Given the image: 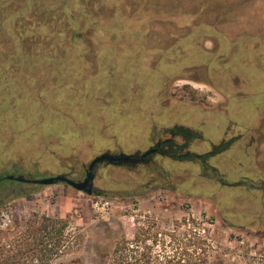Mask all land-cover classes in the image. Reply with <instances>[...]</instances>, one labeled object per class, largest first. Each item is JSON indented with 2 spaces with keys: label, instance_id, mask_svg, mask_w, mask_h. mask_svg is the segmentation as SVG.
I'll return each mask as SVG.
<instances>
[{
  "label": "rangeland",
  "instance_id": "obj_1",
  "mask_svg": "<svg viewBox=\"0 0 264 264\" xmlns=\"http://www.w3.org/2000/svg\"><path fill=\"white\" fill-rule=\"evenodd\" d=\"M223 35L237 37L221 46ZM175 125L203 135L196 153L235 129L233 145L210 158L218 172L158 156L168 176L156 180L105 163L95 186L108 195L5 179L83 180L95 156L146 151ZM263 130L264 0H0V212L70 222L77 245L51 264H109L117 242L141 228L151 232L139 253L264 264ZM107 200L108 210L96 205Z\"/></svg>",
  "mask_w": 264,
  "mask_h": 264
},
{
  "label": "trees",
  "instance_id": "obj_2",
  "mask_svg": "<svg viewBox=\"0 0 264 264\" xmlns=\"http://www.w3.org/2000/svg\"><path fill=\"white\" fill-rule=\"evenodd\" d=\"M195 14L197 15V13ZM200 48L203 49L205 47L201 46ZM196 51L199 52V50ZM160 133L163 137L161 136L157 139L156 145L151 147L155 149L154 152L144 157L141 156L142 153H139V155L134 157L137 159L136 161L123 163L122 165L131 166L135 169L144 167L153 175L161 173L162 177L157 176L156 180L168 176L165 167L156 159L158 156L164 159L193 161L201 165L206 164L215 172H218V169L209 164L210 158L219 154L225 148H229L231 145V142H223L221 145L215 146L211 152L196 153L190 150L191 145L195 140H203V135L197 129L184 125H175L165 127ZM9 176L5 177V179L12 180ZM60 183L65 182H58L57 184ZM36 185L44 186L40 184ZM31 193L24 192L21 194L30 195ZM98 193L101 195L109 194L104 192ZM184 224L193 225L194 229L200 226V222L193 218H189V220L185 218ZM150 232L151 228L147 230L141 228L135 234L133 240H129L126 237L119 240L114 248L109 264H153V262L155 264H202L194 261L193 257L185 260L183 256L189 254L186 250L177 252L173 257L161 256L160 253L153 257V246H146L145 249L147 251L139 253V241L142 239V235L149 234ZM161 233V231H156L153 234L154 242L157 243L159 240L157 237ZM79 236L80 234L74 232L70 227V222L65 219L48 215H35L34 218L24 216L16 218L14 222L12 220L8 227L0 230V264H51L53 260L71 252L77 245ZM173 238L178 240L174 234ZM199 240L202 239L199 238ZM202 242L201 245H209L206 240ZM198 247L196 248L198 249ZM176 249H179L178 246Z\"/></svg>",
  "mask_w": 264,
  "mask_h": 264
},
{
  "label": "water",
  "instance_id": "obj_3",
  "mask_svg": "<svg viewBox=\"0 0 264 264\" xmlns=\"http://www.w3.org/2000/svg\"><path fill=\"white\" fill-rule=\"evenodd\" d=\"M154 148H149L148 150L142 153V157L146 156L147 154L154 152ZM139 155V152H135L132 154H127V153H114L111 151H106L103 152L97 156H95L88 164L87 169H86V177L83 180H74L66 175L60 174V175H54V176H49V177H44V178H26L25 176H9L10 179H15L17 181H22V182H28V183H33V184H40L44 186H49L53 184H57L58 182H65L68 185L74 187L78 191L86 192L89 195L93 194L94 191V172L93 169L100 163H107V164H115V165H120L123 163H128V162H134L137 159L134 158L135 156Z\"/></svg>",
  "mask_w": 264,
  "mask_h": 264
},
{
  "label": "crops",
  "instance_id": "obj_4",
  "mask_svg": "<svg viewBox=\"0 0 264 264\" xmlns=\"http://www.w3.org/2000/svg\"><path fill=\"white\" fill-rule=\"evenodd\" d=\"M237 37V36H236ZM236 37H230V36H227V35H223V38L221 39V46L222 45H224V43L225 44H227L228 43V40L231 42V43H233L234 42V40L236 39ZM217 47V50L219 49V47H221V46H219L218 44L216 45ZM232 46V45H231ZM247 78V77H246ZM228 79H222L221 78V81H223V82H221L220 84H219V86H216V87H214L216 90H217V92H218V94H219V96H220V98H219V100H218V105L217 106H220V105H226V104H228V99H227V97H226V95L225 94H223V93H221L222 91H220V89H221V87H223L226 91H228V88L230 87V82H228L227 81ZM235 80H237V78L235 77ZM221 86V87H220ZM223 90V89H222ZM235 110H237V113L238 114H241V112H242V110H244L245 112L247 111V108L244 106V107H242V108H240V109H237V108H235ZM257 123H259V122H257ZM233 125V123H231V125L230 126H232ZM260 125V124H259ZM259 125H256V126H259ZM255 126V127H256ZM254 127V128H255ZM192 128V127H191ZM253 128V129H254ZM196 129V128H195ZM231 130V133L232 134H235L236 133V131H235V129H230V127H228V130H227V132H226V134H227V136L225 137V139L224 140H226V139H228L229 141H230V136H229V131ZM264 131V130H263ZM253 135V133L251 134V135H248V136H252ZM247 136V137H248ZM242 140H244V139H242ZM244 144V143H243ZM233 145V144H232ZM231 145V146H232ZM251 146H252V144H250ZM261 147H264V141L261 143ZM251 153V152H250ZM258 157H260V156H257L256 158H254V162H252V163H254V164H258L257 166H259V167H261V165H260V161H259V159H258ZM53 185H56V184H53ZM52 185V186H53ZM51 185L49 186V187H52Z\"/></svg>",
  "mask_w": 264,
  "mask_h": 264
},
{
  "label": "built area",
  "instance_id": "obj_5",
  "mask_svg": "<svg viewBox=\"0 0 264 264\" xmlns=\"http://www.w3.org/2000/svg\"><path fill=\"white\" fill-rule=\"evenodd\" d=\"M161 199H164V195L159 196ZM100 203H102V207L106 208L107 210L111 208V202L110 201H105V202H97L96 205L98 206ZM12 222V213L9 210H2L0 212V230L5 229L8 227Z\"/></svg>",
  "mask_w": 264,
  "mask_h": 264
},
{
  "label": "flooded vegetation",
  "instance_id": "obj_6",
  "mask_svg": "<svg viewBox=\"0 0 264 264\" xmlns=\"http://www.w3.org/2000/svg\"><path fill=\"white\" fill-rule=\"evenodd\" d=\"M158 142V140L156 141V142H153L152 143V145L149 147V148H151V147H154L156 144L155 143H157ZM225 143H228V142H231V140L230 141H224ZM148 150V149H147ZM136 152H144V151H136ZM135 153V152H134ZM132 154V153H131ZM101 164H105V163H100L99 165H97L96 167H94V169H93V172H94V176H95V178H94V184H95V180H96V176H97V168L101 165ZM120 165H122V164H120ZM125 166H127V165H125ZM131 167V166H130ZM86 169H87V166H85V176H84V179H85V177H86ZM13 176V175H12ZM13 181H17V180H15V179H12ZM18 182H21V183H24V184H33V183H28V182H22V181H18ZM150 187V186H149ZM95 192H98V189H97V187L95 186L94 187V191H93V193H95Z\"/></svg>",
  "mask_w": 264,
  "mask_h": 264
}]
</instances>
